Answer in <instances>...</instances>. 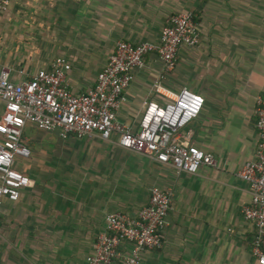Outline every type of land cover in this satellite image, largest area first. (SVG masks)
I'll return each mask as SVG.
<instances>
[{
	"label": "crops",
	"instance_id": "1",
	"mask_svg": "<svg viewBox=\"0 0 264 264\" xmlns=\"http://www.w3.org/2000/svg\"><path fill=\"white\" fill-rule=\"evenodd\" d=\"M184 12L195 15L199 44L181 46L163 79L157 54L147 55L116 117L136 129L147 103L164 105L187 88L204 104L184 133L215 166L178 173L120 148L116 135L62 139L27 124L30 156L15 166L29 186L18 201L2 202L0 264H86L106 216H136L153 187L172 192V209L162 247L143 253L140 264H258L250 254L253 225L242 215L251 194L238 172L255 160L259 142L264 0H13L0 15V70L20 84L62 57L71 65L69 89L81 94L94 87L117 42L158 43L170 18Z\"/></svg>",
	"mask_w": 264,
	"mask_h": 264
},
{
	"label": "built area",
	"instance_id": "2",
	"mask_svg": "<svg viewBox=\"0 0 264 264\" xmlns=\"http://www.w3.org/2000/svg\"><path fill=\"white\" fill-rule=\"evenodd\" d=\"M12 1L0 0V15L7 12ZM1 41L0 33V44ZM199 42L195 15L192 12L173 15L162 28L158 43L117 42L94 87L81 94H73L69 89L67 74L71 65L62 57L56 58L50 69H40L20 84L11 82L10 70L3 67L0 70V100L4 103L0 116V213L4 199L18 201L20 192L29 186L28 177L15 166L18 158L30 156L22 139L27 124L41 131L56 132L62 139L97 136L109 140L116 135L120 148L170 165L178 173L194 175L202 166H215L213 156L192 147L190 135L184 133L204 104L202 96L187 88L164 105L147 103L136 129L116 117L126 101L133 72L144 67L147 55L157 54L162 63L159 79H163L176 66L178 49L195 47ZM155 89L158 91V84ZM254 114L259 138L256 158L245 163L238 176L248 183L251 194V202L242 209L243 218L254 229L250 254L258 264H264V96L256 97ZM172 199L170 190L153 187L148 204L136 216L108 214L105 231L95 242L86 264H140L143 253L160 249ZM123 244L129 245L125 254L120 251Z\"/></svg>",
	"mask_w": 264,
	"mask_h": 264
}]
</instances>
